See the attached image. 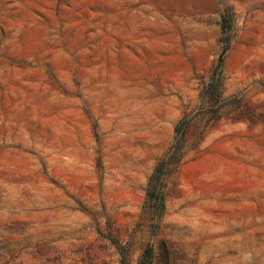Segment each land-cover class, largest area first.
<instances>
[{
    "label": "rangeland",
    "instance_id": "rangeland-1",
    "mask_svg": "<svg viewBox=\"0 0 264 264\" xmlns=\"http://www.w3.org/2000/svg\"><path fill=\"white\" fill-rule=\"evenodd\" d=\"M0 264H264V0H0Z\"/></svg>",
    "mask_w": 264,
    "mask_h": 264
},
{
    "label": "trees",
    "instance_id": "trees-1",
    "mask_svg": "<svg viewBox=\"0 0 264 264\" xmlns=\"http://www.w3.org/2000/svg\"><path fill=\"white\" fill-rule=\"evenodd\" d=\"M223 21H224V18H223ZM226 40H229V37L228 36L226 37Z\"/></svg>",
    "mask_w": 264,
    "mask_h": 264
}]
</instances>
